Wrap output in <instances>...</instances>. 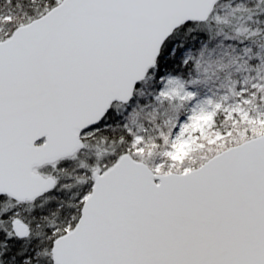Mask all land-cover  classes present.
Segmentation results:
<instances>
[{"label": "snow or ice", "instance_id": "obj_1", "mask_svg": "<svg viewBox=\"0 0 264 264\" xmlns=\"http://www.w3.org/2000/svg\"><path fill=\"white\" fill-rule=\"evenodd\" d=\"M0 264H264V0H0Z\"/></svg>", "mask_w": 264, "mask_h": 264}]
</instances>
